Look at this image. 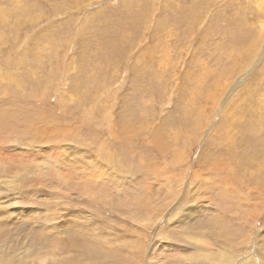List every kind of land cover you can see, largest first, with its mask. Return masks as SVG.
Instances as JSON below:
<instances>
[{"label": "rangeland", "instance_id": "obj_1", "mask_svg": "<svg viewBox=\"0 0 264 264\" xmlns=\"http://www.w3.org/2000/svg\"><path fill=\"white\" fill-rule=\"evenodd\" d=\"M0 153V264H264V0H0Z\"/></svg>", "mask_w": 264, "mask_h": 264}, {"label": "bare ground", "instance_id": "obj_2", "mask_svg": "<svg viewBox=\"0 0 264 264\" xmlns=\"http://www.w3.org/2000/svg\"><path fill=\"white\" fill-rule=\"evenodd\" d=\"M53 139V138H52ZM29 143V142H28ZM26 145V144H25ZM14 148V147H13ZM263 149V148H262ZM52 150V149H51ZM67 150V149H66ZM254 150V149H253ZM75 154V153H74ZM0 155H1V153H0ZM0 158H2V157H0ZM214 158V157H213ZM20 176H22V174L20 175V174H18V176H17V174L16 175H13V174H6V176H3V175H1L0 174V180H4V182L6 183V184H11V183H13V182H19L20 180ZM228 176V175H227ZM261 183V182H260ZM179 193V192H178ZM190 197H194V195L193 194H190ZM191 199V198H190ZM179 200V199H178ZM173 202V201H172ZM171 202V203H172ZM178 203H179V201H177ZM192 202V201H191ZM203 205H206V204H195V205H193V206H189L188 208H187V211H185V213L186 214H184V215H180L181 216V218L184 220V221H191V220H194V218H196L197 216H200L199 215V213L201 212V211H203V209H205V208H207V207H205V206H203ZM167 207V206H166ZM158 209V208H157ZM212 209V208H211ZM23 210V209H22ZM154 210V209H153ZM6 211V210H5ZM146 212V211H145ZM150 212V211H149ZM169 212V211H168ZM147 213V215H144L145 216V218H146V216H147V220H149L150 218H149V215H150V213H148V212H146ZM174 213V212H173ZM159 215V214H158ZM171 216V215H170ZM254 216V215H253ZM252 219V218H251ZM143 220V219H142ZM180 220V219H179ZM15 221V220H14ZM146 222V221H145ZM158 222V221H157ZM58 223H61V222H58ZM67 223H69V222H67ZM144 223V222H143ZM60 225V224H59ZM58 225V226H59ZM54 226V225H53ZM53 228V227H52ZM58 229H59V227H58ZM25 230V229H24ZM27 238V237H26ZM25 239V238H24ZM47 239V238H46ZM256 240V239H255ZM23 241V240H22ZM27 241H29V240H27ZM31 242V241H30ZM9 243V242H8ZM264 244V243H263ZM22 246H23V244H21ZM26 246V245H25ZM8 247V246H7ZM68 247V246H67ZM9 248V247H8ZM11 248V247H10ZM25 249V248H24ZM10 250V249H9ZM29 250V249H28ZM125 250V249H124ZM17 251H19V250H17ZM15 252V251H14ZM28 252V251H27ZM26 252V253H27ZM7 253V252H6ZM23 254V253H22ZM34 255V254H33ZM30 256V255H29ZM28 256V257H29ZM7 257H8V260L9 261H11L12 262V264H15L16 263V261L18 262H20L21 261V259L22 258H20V257H22V256H20V255H18V254H15V253H9L8 252V254H7ZM6 257V258H7ZM124 259V258H123ZM23 260V259H22ZM26 260V259H25ZM115 260H116V258H115ZM26 262V261H25ZM155 263V262H154ZM248 263V262H247ZM11 264V263H10ZM19 264V263H18ZM25 264V263H24Z\"/></svg>", "mask_w": 264, "mask_h": 264}]
</instances>
